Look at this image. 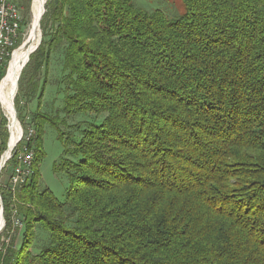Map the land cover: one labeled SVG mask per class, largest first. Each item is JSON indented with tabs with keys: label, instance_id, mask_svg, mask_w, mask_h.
<instances>
[{
	"label": "trees",
	"instance_id": "1",
	"mask_svg": "<svg viewBox=\"0 0 264 264\" xmlns=\"http://www.w3.org/2000/svg\"><path fill=\"white\" fill-rule=\"evenodd\" d=\"M180 1L174 20L132 0L43 6L14 111L22 124L20 98L35 99L32 176L0 194L22 239L0 264H264V0ZM60 47L59 109L102 118L76 142L41 112ZM46 126L65 148L62 202L37 186ZM36 226L49 243L34 254Z\"/></svg>",
	"mask_w": 264,
	"mask_h": 264
},
{
	"label": "rangeland",
	"instance_id": "2",
	"mask_svg": "<svg viewBox=\"0 0 264 264\" xmlns=\"http://www.w3.org/2000/svg\"><path fill=\"white\" fill-rule=\"evenodd\" d=\"M32 1L33 0H30L29 4L25 5L23 3V0H16V4L20 10V16L22 20V23H21L22 34L17 43L16 49H19L23 45L27 37L29 25L31 22ZM47 1L48 0H45L43 6L47 3ZM132 3L134 7L141 9L148 13H151L156 10L161 11L166 18L171 19V20H174L180 17L184 11L183 5L180 0H132ZM41 16H42V11H41ZM40 38H41V29H40ZM63 52H64V48L60 47L54 53V62L50 64V69H49V74H48V79H47L48 82L50 80L51 85L47 86L45 89V94L42 99V105H41V107L43 108H41V112L43 111L53 118L56 117L59 121L64 120L65 123H62V124L58 123V127L60 131L64 134V137H68L70 135L71 141L76 142L80 138V132L86 129L88 124H95V125L99 124L102 118L101 117L97 118L92 114L66 117L65 113H62L61 109H59V108H62L61 97L57 96V94H56L57 97H54V93H56V90L54 89L53 86H55L56 84V86H58V91L61 94L64 88L62 84L63 75L60 72L59 73L55 72V70L53 72L51 65L55 64V60L58 61L57 65L60 64L59 59L62 58ZM10 60L11 58L8 59L9 62ZM22 70L23 69H21L20 72H22ZM51 71L53 73L52 75H50ZM20 72L19 74H21ZM53 79H54V82L52 83ZM18 80L16 84L15 98L18 92ZM41 81H42V78H41ZM15 98L12 103V107H14V111H15ZM46 106H48V108H46ZM49 106H51V109H49ZM19 107L22 110L20 111V113L24 117V122H23L24 124L23 123L21 124L19 121L18 122L20 124V128L22 132L24 133L31 123L30 116L32 112H34L35 110L36 101L35 99L28 100L25 97H21L19 100L18 108ZM15 116L16 115H14V117ZM10 136H11V123H9L8 119L6 118V116L4 115L3 111L0 108V142H1V137L5 138L4 145H2L0 149V159L3 157L6 151V147L10 139L9 138ZM15 148L16 147L12 149L11 153L14 150H16ZM17 148H21V143L20 145H17ZM64 149L65 148H64L63 143L57 139V133L54 130V128L50 126H46L44 129L43 137H42V146H41L42 156L39 160V167H38L39 176L37 179V186L39 189L47 188L59 202H62L64 200L65 190L68 186V180H67V177L64 175V173L56 172L54 167L56 164L60 162L61 158L64 156L63 155ZM66 159L74 161V159L70 157H67ZM6 163L8 162H5V164L2 166L0 170V194L2 193L1 192L2 189H3L2 190L3 193L6 192V186H8V181H9V177H10L11 169H12V166H9V165L6 166ZM1 210H2L1 223H2V220H3V223L0 225V234H1L0 254L4 255L8 248H11L12 246H14V248L17 249L20 246L21 239H22V233H23V227H22V222L20 223L21 225L15 226L14 220L16 219V216H12L11 214V217H10L11 223H10L9 229L7 231L5 230L4 232L3 229L5 227V220L3 218L4 215H3L2 201H1V196H0V212ZM18 219L22 221L21 217H19ZM35 235L36 236H35V239L32 245V252L34 254H37L45 246L48 245L49 239H48V234L45 233L39 226L35 227Z\"/></svg>",
	"mask_w": 264,
	"mask_h": 264
},
{
	"label": "built area",
	"instance_id": "3",
	"mask_svg": "<svg viewBox=\"0 0 264 264\" xmlns=\"http://www.w3.org/2000/svg\"><path fill=\"white\" fill-rule=\"evenodd\" d=\"M21 23L20 10L16 4V0H0V76L4 69L7 70L9 65L8 59L12 58L13 53L17 50L16 46L22 34ZM1 81L2 78L0 79V84ZM0 108L10 123V119L1 102ZM16 123L19 129V137L15 144V149H17V145H20V143L21 148L19 154L16 156L17 163L11 169L7 186L13 199L17 190L27 184L32 176L33 150L28 149L27 146L24 145L35 133L32 126H28L27 130L23 133L17 116ZM14 151L8 156L6 162L12 159ZM12 216H16L14 220L15 226L21 225V221L18 219L19 217L15 210L12 211Z\"/></svg>",
	"mask_w": 264,
	"mask_h": 264
},
{
	"label": "bare ground",
	"instance_id": "4",
	"mask_svg": "<svg viewBox=\"0 0 264 264\" xmlns=\"http://www.w3.org/2000/svg\"><path fill=\"white\" fill-rule=\"evenodd\" d=\"M45 0H33L31 7V22L28 29L27 37L23 45L15 51V54L12 56L9 65L6 70L4 79L0 84V102L6 110V114L10 119L11 123V136L9 137V143L7 149L2 157V162L0 163V170L2 163L7 160L12 149L15 147V144L19 137V129L16 123V116L14 112V107L12 103L16 94V84L19 77V72L25 66L26 62L29 59V56L37 46L40 38V19L41 11ZM41 42V41H40ZM3 223V220H2ZM1 223V212H0V225Z\"/></svg>",
	"mask_w": 264,
	"mask_h": 264
},
{
	"label": "water",
	"instance_id": "5",
	"mask_svg": "<svg viewBox=\"0 0 264 264\" xmlns=\"http://www.w3.org/2000/svg\"><path fill=\"white\" fill-rule=\"evenodd\" d=\"M39 44H40V40H39L37 46L35 47V49L33 50V52L38 48ZM33 52H32V53H33ZM32 53H31V54H32ZM26 63H27V62H26ZM25 65H26V64H25ZM23 68H24V66H23ZM23 68H22V69H23ZM20 73H21V72H20ZM19 75H20V74H19ZM18 79H19V78H18ZM1 162H2V158L0 159V163H1ZM5 162H6V160L2 163V166L5 164ZM2 166H1V168H2ZM1 215H2V210H1Z\"/></svg>",
	"mask_w": 264,
	"mask_h": 264
}]
</instances>
